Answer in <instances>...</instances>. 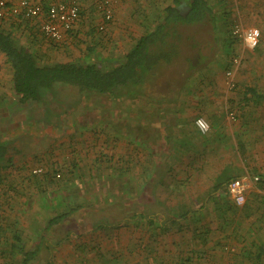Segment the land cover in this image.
Masks as SVG:
<instances>
[{
  "label": "crops",
  "instance_id": "crops-1",
  "mask_svg": "<svg viewBox=\"0 0 264 264\" xmlns=\"http://www.w3.org/2000/svg\"><path fill=\"white\" fill-rule=\"evenodd\" d=\"M6 1L12 4L18 0ZM39 1L46 6L47 0ZM95 2L78 0V20L58 41L46 38L40 31L41 34L38 33L36 20H31L35 26L32 29L27 27L24 30L22 26L11 24L8 19L2 22V26L25 39L34 51L43 54L46 60L95 61L97 58L90 59L91 55L98 57L101 54L105 55L102 57L103 63L122 57L139 36L156 25L163 9L170 5L172 0H109L112 11L109 21L102 19V11L97 8ZM251 7L257 14L256 25L261 30L262 37L264 0H251ZM100 24L104 25L102 30H99ZM176 25L179 24L171 25V29ZM34 31L37 33L36 41L33 40ZM39 39L48 43L37 48ZM225 40L230 42L229 39ZM213 92V88L207 86L195 90L190 86H183L176 92L178 99H174V184L169 186L171 190L174 188V197L156 198V203L165 209L162 213L153 214L154 226L158 230L150 231L142 221L136 225L134 220L140 216L139 212L132 218L127 214V222L122 221L119 225L115 223V215L109 214L100 217L114 222L103 228L90 227L79 232L63 228L53 234L54 230H50L51 233H46L47 237L51 238L48 241L53 244L45 243L40 249L42 254H52L48 256L51 258V264H264V91L259 87L245 85L232 93L224 94V98L220 96L217 99L214 98ZM192 93L204 102L200 103L199 98L191 100ZM67 94L69 93L59 96L57 100L67 99ZM70 94L72 97H79L75 96L79 95L76 92ZM105 97L106 95L91 94L90 117H82V114L78 113L80 110L74 111L73 119L66 120L60 116L59 123L54 122L51 129L44 131L47 132V137L44 133V138L36 136L34 132L24 133L23 126L29 125L30 117L23 119L19 115L20 105L12 89V69L4 54L0 52L2 137L10 143V147L14 141L17 143L24 137L32 139L36 144L34 151L25 158L19 160L14 156L13 166L0 169V176L13 172V178L10 180L3 179L4 176L0 178V189L7 183L17 184L26 165H37L34 164L35 156L45 164L50 161L55 165L56 161L63 171L72 172L70 176H75L77 169L72 165V156L79 160L78 156L81 157L84 151L82 147L87 144V165L94 175V180H115L110 189H123V200L118 194L114 196L116 200L110 197V203L145 205L147 199L130 200L124 191L134 190L136 194L143 195L141 186L132 185L124 174L132 170V154L129 153L134 147V154L141 156L144 146L141 142L144 141L145 135L130 133L132 124L127 121V118H130L127 113L128 103L118 107L121 109L119 113L122 126L114 128L116 117L112 116L114 112H111L114 103L110 99L105 102ZM56 107L63 109V102L56 103ZM230 112L234 118L229 117ZM197 115L203 116L209 124V130L204 134L194 125L193 118ZM82 118L89 121V126L83 123ZM31 120L37 124H52L41 120L39 115L32 116ZM138 120L141 121L140 118ZM20 131L23 133L20 134ZM111 132L113 134H110ZM84 141L87 142L82 146ZM131 141L134 143L131 144ZM71 144L76 148L72 149ZM20 167L22 169H19ZM137 171L141 172L140 169ZM142 171L145 172V169ZM233 178L247 180L245 201L242 205H236L227 193L222 195L224 189L226 192V182ZM33 193L30 189L27 194ZM10 200L12 206L18 208V199ZM35 200H31L32 205ZM104 209L100 207L98 211L103 213ZM89 217L97 216L91 212ZM144 218L146 216L142 219ZM31 220H35V215ZM163 221L170 223L166 224L165 231L162 232L159 225ZM171 221H174V225H171ZM60 224L61 222L57 223ZM17 226V230H12L14 234L24 236V227L27 228V224L24 227ZM28 226L30 228L26 231H30L31 243L36 245L34 243L41 236L42 228L37 227L35 223H28ZM54 236H57V239L52 240ZM31 243H28L27 248ZM39 263H45V259H40Z\"/></svg>",
  "mask_w": 264,
  "mask_h": 264
},
{
  "label": "rangeland",
  "instance_id": "rangeland-1",
  "mask_svg": "<svg viewBox=\"0 0 264 264\" xmlns=\"http://www.w3.org/2000/svg\"><path fill=\"white\" fill-rule=\"evenodd\" d=\"M207 1L217 14L215 27L208 21L176 25L173 27L175 34H171L168 38V47H164L167 50L162 57L167 56L165 58L168 60L165 61L163 59L159 62L155 74L144 83L139 95L135 98L121 100L106 95L107 98L105 97L104 99L105 102L110 99L114 103V107L111 109V112H114L112 116L117 119L114 121V128L122 126L120 121L122 118L119 113L121 109H118V107L128 103L129 110L127 113H129L128 116L130 118H127V121H131L132 124L130 133L132 135L133 133L145 135L144 141L141 142L144 145L141 156H138L137 153L134 154V147L129 153V155L132 154L130 156V169L132 170L128 174H124L132 185L141 186L142 190H140L143 195L136 194L134 190L124 189V191L130 200H133V198H138L142 201L147 199L146 204L130 206L116 204L120 205L117 208L115 203H110L112 200L110 197L118 196V194L123 200V189H110V185H113L115 180L111 181L110 179L107 181L103 178L94 180V175L91 174L87 165L89 147H86L87 144L83 146L87 142L84 141L82 144V150L84 151L81 157L78 156L80 164L76 162L78 170L75 176H70L71 172L64 170L62 180L56 181L52 185H46L44 188L49 186L46 191L38 189L39 192L31 194V199H36L33 205L31 203V207L29 206L25 211L20 206L17 216L22 221L20 223L22 227L27 224V228H30L28 223L30 225L35 223L37 227L43 228L44 221L48 220L50 215L63 213L73 209L76 205L83 206L87 203L89 204L84 206V212L81 211L79 214V216H83L82 218H76L75 211L68 213L60 225H53L50 228V230H54L52 234L63 228L73 232L88 229L94 219L89 217L91 212L97 217L114 214L115 222L123 220L128 215L131 217V214L135 213L136 210L137 212L143 211L146 217L153 216L155 212L162 213L165 210L164 206L158 205L156 198L174 197V188L171 190L169 186L174 184V99H178V94L176 93L178 88L190 86L192 90H195L198 87L207 86L213 88V96L216 99L220 96L223 97L224 94L232 93L238 87L242 88L245 85L255 88L259 87V89L264 91V35L260 37L261 30L256 25L257 14L252 11L251 0ZM235 26L239 28L241 34L247 33L251 29L257 30L256 44L253 47L246 46L240 35L233 34ZM225 39H229L230 42L227 43ZM39 40L40 43H36L39 44L37 48L43 47V45L48 43L47 41ZM198 49H202L203 55L196 58L192 54ZM102 57H105V55L100 54L98 57L91 55L90 59L97 58L95 59L96 63L103 65L105 62L101 63L103 61ZM236 57L238 58V64L233 65L232 60ZM41 58L44 59L43 61H50L49 59L46 60L43 54H41ZM229 69L233 70L232 75L235 82L233 89H229L226 84V72ZM46 95L50 97V95ZM70 95L67 96V99H61L62 101L56 99L52 103L56 111H63L61 112L63 113L62 118L66 120L67 118L68 120L69 118L73 119L74 111L76 110H80L78 113L82 114V117H90L91 96L77 95L79 97H76V99ZM261 95L263 94L261 93ZM195 98L199 97L192 93L190 99L194 100ZM198 100L200 103L204 102L203 99L199 98ZM62 102L64 108L59 110L56 107V103ZM32 116L37 117L35 110H33ZM196 117L198 115L194 116L193 122ZM85 118H82L83 123H87L85 125L89 126V121ZM139 118L141 121L138 120ZM51 120H54L53 117ZM31 121L30 117L29 125H24L22 131L24 133L34 132L36 136L41 138H44L43 133L44 135L47 134L44 131H48L53 126L50 124L32 123ZM75 127L78 129L77 126ZM23 132L20 131V134ZM110 134L113 133L111 132ZM45 137L47 136L45 135ZM132 143L134 141H131ZM143 168L145 172L142 171ZM138 169L141 172H138ZM81 177H83V181ZM36 193L39 197H37ZM116 199L114 197V200ZM75 200L78 203H75ZM101 201H108L109 203L102 204L100 203ZM58 207L60 209H57ZM96 207L109 208L106 209L109 212L100 213L98 211L97 214L96 210H92ZM134 207L136 209L133 211L131 208ZM113 210H118V212H112ZM127 211L129 212L126 213ZM34 215L35 220H31ZM106 219L104 220L107 224L114 222V220L107 219V221ZM24 228L25 235L23 237L28 241L30 240L29 242L31 243L32 237L28 238L30 237V231H26L27 228Z\"/></svg>",
  "mask_w": 264,
  "mask_h": 264
},
{
  "label": "trees",
  "instance_id": "trees-1",
  "mask_svg": "<svg viewBox=\"0 0 264 264\" xmlns=\"http://www.w3.org/2000/svg\"><path fill=\"white\" fill-rule=\"evenodd\" d=\"M216 15L207 0H172V3L163 9L161 16L158 17V22L152 29H148L143 35L139 36L122 57L116 60H106L103 65L97 64L94 60L43 61L41 54L34 51L35 49L32 48L30 43L2 26V22L6 19H0V52L4 54L6 62L9 63L12 69V89L20 105L19 115L23 119H27L32 117L33 110H35L41 120L54 125V122L55 124L59 123L58 118L63 114L61 113L63 111H56L55 106L52 105L59 95L64 94L65 96L66 93L76 92L80 96L88 97L91 94H99L111 96L118 100L137 97L144 83L155 74L159 62L163 59L168 60L165 58L167 56H162L167 50L164 47H168V38L171 34H175L171 29V25L192 24L203 21H208L214 25ZM8 20L11 24L15 23L20 27L22 26L24 30L27 27L31 29L34 27L30 19L20 15L9 16ZM20 32L24 33L21 30ZM37 32L40 33L39 29ZM36 35L37 33L34 31L33 40L35 41L37 40ZM46 94L50 97H47ZM52 117L57 120L54 119L52 122ZM72 145L70 147L75 148ZM35 146L36 144L32 139L24 137L20 138L17 143L14 141L10 147V143L2 137L0 130V169L13 166L14 156L16 159H23L34 151ZM9 153L12 154L9 155ZM72 157L74 159L72 165L77 169L78 164L76 162L79 163V160L75 156ZM35 158L34 164L37 165L22 166L24 171L19 176L20 181L17 184L9 183V185L7 183L4 188L0 189V264H41L39 263L40 259H45L43 264H51V258L48 256H52V254H42L40 249L45 243L53 244L48 241L51 238L47 237L46 232L53 225L61 222L68 213L75 211L76 218H82L83 216H79V214L81 211L84 212V206L87 205H76L66 212L50 215V218L43 223L42 234L34 243L36 245L31 243L27 248L29 241L21 234L17 236L16 233L14 234V229L17 230L16 225L19 226L21 223V220L16 218L20 206L25 211L29 206L31 207V195L27 194L30 189L35 188L32 189L33 192H39L38 189L46 191L49 187L44 188L46 185H52L54 182L62 180L64 176L63 168L59 167L56 161L55 165H53L54 162L50 163V161L45 164V162L39 161L38 157L35 156ZM37 166H40L42 171L33 173L31 170ZM22 167L19 169H22ZM12 173V171L7 172L3 175L4 177L0 176V178L10 180L13 178V176L11 177ZM225 193L224 189L222 195H225ZM36 195L39 197L37 193ZM12 198L18 199V208L12 206L10 202ZM98 208L100 207L92 210H96L97 213ZM106 209L109 208H105L103 212H107ZM131 209L134 211L136 208ZM115 211L118 212V210L112 212ZM136 213L137 210L131 214L130 218L135 217ZM139 213V218L145 217L143 211ZM138 217L134 220L136 225L142 221L150 231L158 230L154 226V216L142 220H139ZM101 218H94L89 228L96 229L110 225ZM123 219L115 222L116 225L128 220V216ZM167 223L170 222L163 221L159 225L162 232L165 231ZM171 225H174V221H171ZM10 232H13V234H9ZM54 239H57V236H54Z\"/></svg>",
  "mask_w": 264,
  "mask_h": 264
},
{
  "label": "built area",
  "instance_id": "built-area-1",
  "mask_svg": "<svg viewBox=\"0 0 264 264\" xmlns=\"http://www.w3.org/2000/svg\"><path fill=\"white\" fill-rule=\"evenodd\" d=\"M97 8L102 11V19L109 21L112 17L109 0H94ZM101 8V9H100ZM23 16L30 20L38 22L39 31L48 39L52 41L60 40L68 31H70L79 17V3L78 0H47L46 6L39 0H18L15 3L8 4L6 0H0V19H8L9 16ZM104 28L103 24L99 25V30ZM251 29L247 33L241 34L237 26L233 29V34L240 35L244 43L248 47H253L257 42V36ZM233 65L238 64V58H233ZM233 70L229 69L226 72V84L229 89L235 87L233 80ZM230 118H234L233 113H228ZM201 121L207 125L209 124L205 118L198 116L194 119V125L197 130L204 134L206 133L197 122ZM33 173L42 171L40 166L34 167L31 170ZM247 180L243 178H233L226 183V193L229 198L236 204L242 205L245 201V190L247 188Z\"/></svg>",
  "mask_w": 264,
  "mask_h": 264
},
{
  "label": "clouds",
  "instance_id": "clouds-1",
  "mask_svg": "<svg viewBox=\"0 0 264 264\" xmlns=\"http://www.w3.org/2000/svg\"><path fill=\"white\" fill-rule=\"evenodd\" d=\"M255 32V30H253ZM255 35L258 36V32H255ZM198 126L201 127L205 132L207 131V125L202 123L201 121L197 122Z\"/></svg>",
  "mask_w": 264,
  "mask_h": 264
},
{
  "label": "flooded vegetation",
  "instance_id": "flooded-vegetation-1",
  "mask_svg": "<svg viewBox=\"0 0 264 264\" xmlns=\"http://www.w3.org/2000/svg\"><path fill=\"white\" fill-rule=\"evenodd\" d=\"M202 52H203L202 49H198V51L193 52L192 55H193L194 57L198 58L200 55H203Z\"/></svg>",
  "mask_w": 264,
  "mask_h": 264
}]
</instances>
